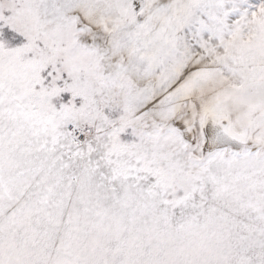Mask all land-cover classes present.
I'll return each instance as SVG.
<instances>
[{"label":"snow or ice","instance_id":"1","mask_svg":"<svg viewBox=\"0 0 264 264\" xmlns=\"http://www.w3.org/2000/svg\"><path fill=\"white\" fill-rule=\"evenodd\" d=\"M0 264H264V0H0Z\"/></svg>","mask_w":264,"mask_h":264}]
</instances>
